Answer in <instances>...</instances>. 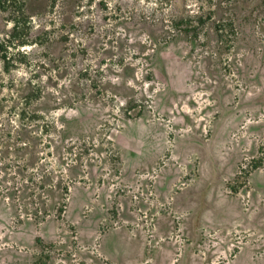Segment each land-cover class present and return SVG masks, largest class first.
<instances>
[{
    "label": "rangeland",
    "instance_id": "obj_1",
    "mask_svg": "<svg viewBox=\"0 0 264 264\" xmlns=\"http://www.w3.org/2000/svg\"><path fill=\"white\" fill-rule=\"evenodd\" d=\"M0 264H264V0H0Z\"/></svg>",
    "mask_w": 264,
    "mask_h": 264
}]
</instances>
